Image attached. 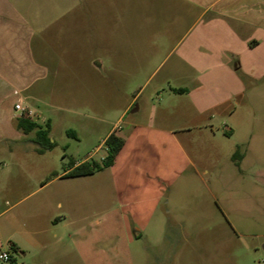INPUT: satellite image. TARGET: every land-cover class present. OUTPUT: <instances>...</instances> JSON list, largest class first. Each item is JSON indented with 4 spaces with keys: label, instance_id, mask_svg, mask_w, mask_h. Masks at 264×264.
<instances>
[{
    "label": "crops",
    "instance_id": "obj_1",
    "mask_svg": "<svg viewBox=\"0 0 264 264\" xmlns=\"http://www.w3.org/2000/svg\"><path fill=\"white\" fill-rule=\"evenodd\" d=\"M121 2L127 10L138 12V20L154 31L153 35L143 34L142 30L128 32L124 24L123 43L130 42L132 46L123 52V62L125 54L140 61V55L163 53L166 48L163 41L147 47L141 45L144 39L152 37L170 39L169 54L179 55L177 69L192 71L189 83L201 86L197 95L225 85L229 87L228 96H239L243 92L237 89L238 74L247 69L251 76L255 75L257 55L264 52V0ZM113 4L115 0H0V219L6 218L0 223V253H10L11 264H18L16 256L23 259L21 264H29L31 256L44 253L48 255L45 264H61L66 258V240L70 241L74 258L84 245L92 243L93 236L96 241L97 232L87 225L84 229L82 224L90 218L82 215V198L88 189L97 190L100 182L109 183L117 199V220L133 231L129 238L140 237L142 231L163 230L166 221L161 217L162 200L171 187L164 185L178 180L185 168L181 157L185 164L196 169L177 131L168 127L169 97L165 107L160 105L161 110L153 106L148 120L142 121L137 113L126 121L123 113L102 136L99 146L105 151L100 156L102 163L107 156V138L115 133L125 140L114 164L105 171L83 177L69 176L85 162L101 165L91 157L72 159L73 166L63 170L51 165L49 155L58 143L46 109L75 112L53 98L55 80L63 71L61 61L71 49L80 50L82 23L89 21L90 32L85 34L89 39L87 45L92 47L96 58H101V63L105 56L117 64L119 53L113 49L115 35L96 32L98 23L109 19L107 14L100 16L99 7ZM36 6L48 7L50 11L53 8L57 13L36 19ZM62 7L67 8L63 11ZM90 7V15L83 14ZM76 9L81 13H73ZM48 59L56 60V64ZM170 92L174 96L195 94L183 87H171ZM19 102L34 112L29 120L38 125L35 130L25 132L18 127L21 118L15 106ZM199 107L203 111L209 108L200 104ZM160 118L165 120L163 125L158 124ZM48 123L49 139L55 147L40 151L42 145L37 133ZM226 133L232 134L233 130ZM61 136L65 147L80 141L72 128L65 129ZM5 155L9 159L3 160ZM240 159L236 166L241 170L247 154L242 153ZM110 215L103 221L107 231L112 229Z\"/></svg>",
    "mask_w": 264,
    "mask_h": 264
},
{
    "label": "rangeland",
    "instance_id": "obj_2",
    "mask_svg": "<svg viewBox=\"0 0 264 264\" xmlns=\"http://www.w3.org/2000/svg\"><path fill=\"white\" fill-rule=\"evenodd\" d=\"M121 1L115 0L108 8L99 7L100 16L107 14L109 19L99 22L96 28L97 33L115 35L117 64L105 56L101 63L87 45L89 21L82 23L80 50L71 49L61 61L63 71L55 80L53 98L75 112L46 109L58 143L49 155L51 165L63 170L72 159L90 157L102 164L100 156L105 151L99 147L101 138L122 114L126 121L137 113L142 121L148 120L153 106L161 110L169 97L168 127L177 131L196 169L181 157L185 168L178 180L164 185L171 186L162 200L164 229L142 231L140 237L129 238L133 231L117 220V199L109 183L100 182L97 190L88 189L82 198V215L90 218L82 224L84 229L87 225L97 232V240L93 236L92 243L77 252V258L66 240V258L61 264H264V52L257 55L254 76L247 69L238 74L241 95L228 96L229 87L225 85L197 95L201 86L189 83L192 71L177 69L179 55L169 54L170 39H144L141 45L163 41L166 48L160 54L140 55V61L125 54L123 62V52L132 46L123 43V25L128 32L142 30L143 34L153 35L154 31L138 20V12L127 10ZM90 11L91 7L83 14L90 15ZM55 13L53 8L35 7L36 19ZM73 13L81 12L76 9ZM48 60L56 64V60ZM171 87L187 88L195 94L174 96ZM199 104L209 108L203 111ZM164 121L160 118L158 124ZM67 128L76 130L80 140L70 147H65L61 136ZM228 130L233 133L227 134ZM237 149L247 154L241 170L231 158ZM6 159L8 155L3 156ZM109 215L113 223L107 231L103 221ZM5 219L1 218L0 223ZM84 236L89 238L88 234ZM47 256H31L29 264H45ZM16 258L18 264L23 262L20 256Z\"/></svg>",
    "mask_w": 264,
    "mask_h": 264
},
{
    "label": "trees",
    "instance_id": "obj_3",
    "mask_svg": "<svg viewBox=\"0 0 264 264\" xmlns=\"http://www.w3.org/2000/svg\"><path fill=\"white\" fill-rule=\"evenodd\" d=\"M18 127L25 132H30L38 128V125L29 119H19L18 120ZM50 133V124L48 123L43 129H40L37 133L38 141L42 145L40 151L45 150H52L55 147V143L49 139ZM125 140L115 133L111 134L106 140V148H107V156L101 165L99 164H90V163H83L78 167L74 168L70 173V177H83V176H90L95 174L96 172L100 171L103 168H108L112 166L119 155L120 151L124 147ZM241 151L237 149L235 152L233 159L239 164L241 160ZM72 167L73 163H69Z\"/></svg>",
    "mask_w": 264,
    "mask_h": 264
},
{
    "label": "built area",
    "instance_id": "obj_4",
    "mask_svg": "<svg viewBox=\"0 0 264 264\" xmlns=\"http://www.w3.org/2000/svg\"><path fill=\"white\" fill-rule=\"evenodd\" d=\"M16 112L19 114L20 118H26L30 119L34 116V112L23 105V103L19 102L15 106ZM11 260V255L8 252H1L0 253V261H10Z\"/></svg>",
    "mask_w": 264,
    "mask_h": 264
}]
</instances>
